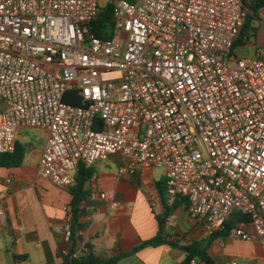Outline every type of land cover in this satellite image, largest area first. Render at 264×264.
Listing matches in <instances>:
<instances>
[{
    "label": "built area",
    "instance_id": "obj_1",
    "mask_svg": "<svg viewBox=\"0 0 264 264\" xmlns=\"http://www.w3.org/2000/svg\"><path fill=\"white\" fill-rule=\"evenodd\" d=\"M107 3L102 40L90 26ZM247 14L243 0H0V153L19 128L45 131L39 175L59 188L117 154L120 176L163 169L168 202L206 235L240 213L231 234L264 251L263 50L232 51ZM57 230L69 242V215Z\"/></svg>",
    "mask_w": 264,
    "mask_h": 264
},
{
    "label": "crops",
    "instance_id": "obj_2",
    "mask_svg": "<svg viewBox=\"0 0 264 264\" xmlns=\"http://www.w3.org/2000/svg\"><path fill=\"white\" fill-rule=\"evenodd\" d=\"M251 26L253 30L239 45L245 48L243 55L237 56L235 49L233 54L253 56L260 48L264 58V10ZM5 106L0 99V119ZM46 138L43 130L19 128L16 141L24 148L23 162L18 167L0 168V207L4 210L0 216V264L69 262L70 243L57 226L71 216L73 195L71 187H56L39 175ZM99 162L91 167L87 194L79 204L76 251L86 247L89 253L106 259L121 255L115 264H183V248L200 243L216 264H264V251L256 241L240 240L231 232L206 235L201 223L190 217L185 199L181 198L183 202L169 212L157 190V183L165 185L163 169L148 167L120 176L121 158L115 168L105 160V169H96ZM94 187L106 194V200L90 195ZM164 198L171 207L166 193ZM112 202L119 203L118 207H111ZM159 220L161 243L141 246L158 235ZM19 255L27 258H16Z\"/></svg>",
    "mask_w": 264,
    "mask_h": 264
},
{
    "label": "trees",
    "instance_id": "obj_3",
    "mask_svg": "<svg viewBox=\"0 0 264 264\" xmlns=\"http://www.w3.org/2000/svg\"><path fill=\"white\" fill-rule=\"evenodd\" d=\"M130 2H134V0H128ZM244 6L248 10L247 19L245 25L241 29L237 39L233 44L232 51L239 46L243 41L245 36L253 30L251 26V21L255 18H258V14L261 10H264V0H251L249 2H245L243 0ZM112 6L107 3L103 6L98 13L96 19L91 23L90 31L98 38L105 40L109 38L112 34ZM73 92H69L65 94L64 101L71 105H79V100L73 98ZM24 159V148L19 145L16 141L15 149L12 153H0V168H11L18 167L22 164ZM93 174L91 167L85 168L83 165L79 166L76 176H75V184L71 187V194L73 195V199L70 203V249L67 253V257L69 258L68 264H115V262L121 256L113 257V258H101L93 255L92 253H85L81 255H76V244L78 231L80 229V225L78 219L81 215L79 204L84 199L87 194L86 184L91 179V175ZM166 183V181H165ZM157 190L160 196L163 199L164 206L168 209V211H172V209L177 208L182 201L181 198L176 199L173 203H171V207H168L164 194L166 193V184L163 182L157 183ZM168 215V213L166 214ZM244 219V216L240 213H234L232 217L226 223V227L223 231L217 232L215 235H228L231 230L236 227V225ZM161 220H159L160 232L158 235L149 241L144 242L141 246L152 245L155 246L161 243L160 233H161ZM185 252V257L183 260V264H189L192 259H196L198 263L203 262L204 264H216L208 255L206 247L202 246L200 243H192L189 246L183 248ZM16 258L18 259H26L27 255H19Z\"/></svg>",
    "mask_w": 264,
    "mask_h": 264
},
{
    "label": "rangeland",
    "instance_id": "obj_4",
    "mask_svg": "<svg viewBox=\"0 0 264 264\" xmlns=\"http://www.w3.org/2000/svg\"><path fill=\"white\" fill-rule=\"evenodd\" d=\"M244 51H245V48L244 47H242V46H237L236 48H235V50H234V52H235V54L237 55V56H242L243 55V53H244ZM120 159V156L117 154V155H115V156H111L107 161L108 162H111L112 163V165H113V167L115 168L116 167V161L117 160H119ZM97 166H98V168H100V169H105V162H99L97 165H95V168L97 169Z\"/></svg>",
    "mask_w": 264,
    "mask_h": 264
}]
</instances>
